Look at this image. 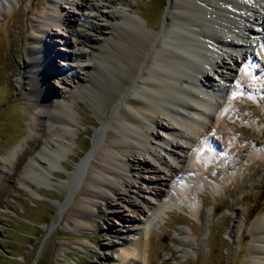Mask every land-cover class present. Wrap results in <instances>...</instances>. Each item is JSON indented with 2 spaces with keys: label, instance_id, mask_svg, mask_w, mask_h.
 Here are the masks:
<instances>
[{
  "label": "rangeland",
  "instance_id": "1",
  "mask_svg": "<svg viewBox=\"0 0 264 264\" xmlns=\"http://www.w3.org/2000/svg\"><path fill=\"white\" fill-rule=\"evenodd\" d=\"M2 2L0 264H120L118 253L132 248L141 236L148 240L149 264L247 263L254 243L252 226L257 219L264 218V156L251 159L253 142L260 145L259 149L264 155V65L246 64H252L250 67L258 70L256 82L250 83V90L235 86L230 94L221 91L226 102L214 112L219 113L223 120L228 115L230 119L223 124L225 136L216 133L213 136L223 150L213 146L197 150L185 145L179 137H174L176 142L182 144L176 148L182 157L188 154L195 157L196 172H191L190 180L186 177L175 179V183L179 184L176 189L171 188L174 191L171 199H158L151 193L152 187L170 189L165 185V178L174 176L170 175L172 171L169 166L176 165L167 150L157 148L163 160H168L169 166L158 164L155 156L147 152L144 155L148 161L136 162L137 166L134 167L132 156L124 151L126 155L122 152L120 156L129 166L130 174L137 175V179H130L136 186L123 185L119 177L111 178L118 190L127 193L125 197L120 198L108 191V200L92 197L89 202L82 188L90 162L80 166L83 172H77L78 165L86 158L97 136L99 125L94 126L97 123L96 113L83 99L74 102V108L81 115L76 117L73 131L79 135L67 140L68 145L61 146L63 151L45 150V135L30 131L34 128V110L26 96L31 88L27 82H18L21 75H26L25 69L28 68L29 37L34 28L32 20L41 9L50 7L49 2ZM169 2L113 0L105 9L112 14L134 16L140 21H143L142 15L150 26L159 29L164 23ZM63 6L66 11L71 13L75 9L79 14L76 5L63 1ZM54 27L57 30L63 28L59 25ZM255 27L261 31L259 25L255 24ZM54 38H59L57 46L70 47L59 33ZM252 41L256 43L254 39ZM46 44L43 46L46 49L44 55L58 66L48 75L54 77V85L61 88L59 80L63 73L71 75L69 68L78 60L58 54L53 56L58 49L51 51V46ZM86 44L78 45L79 49L97 52L91 49L92 44ZM47 49L50 54H47ZM232 51L238 65H233V70L229 72L238 74L243 65L241 50ZM61 52L67 51L63 49ZM220 53L232 65L229 55L224 51ZM208 71L215 87L227 84L213 69ZM181 84L185 86V83ZM64 87L71 98V86ZM169 126L172 127V124ZM151 127L154 134H150V140L153 144L171 138L162 126ZM17 145L20 146L18 154L10 158L9 151ZM234 146L244 149L239 150ZM133 154L141 156L140 152ZM35 157H40L42 162L31 164ZM179 163L190 169L188 161ZM155 167L160 171H154ZM26 168L32 173L28 178L24 176ZM142 176H146V179H142ZM149 176L154 179H148ZM140 185L144 187L143 191L137 188ZM171 185L176 186L173 182ZM79 200L88 201L87 206L95 213L90 219L81 218L79 221L74 218L73 210ZM109 201L114 205H109ZM149 201L156 208L153 211L149 209ZM106 255L109 258L106 259Z\"/></svg>",
  "mask_w": 264,
  "mask_h": 264
},
{
  "label": "bare ground",
  "instance_id": "2",
  "mask_svg": "<svg viewBox=\"0 0 264 264\" xmlns=\"http://www.w3.org/2000/svg\"><path fill=\"white\" fill-rule=\"evenodd\" d=\"M63 1L76 5L79 14L75 9L71 13L66 11L62 7ZM48 2L50 7L41 9L32 20L34 28L29 37L27 76L21 75L18 79L19 83L27 82L31 88L26 96L34 110V128L30 131L45 135V150L63 151L64 144L68 145L67 140L79 135L73 129L76 117L81 113L73 104L83 99L97 115L94 126L99 125L91 150L78 165L77 173H81L84 170H80V166L90 162L82 188L87 200L90 202L92 197L108 200V191L124 198L127 193L117 189L111 179L114 177H119L123 185L136 186L130 179H137V175L130 174L129 166L120 156L122 152L126 155L124 151L132 156L134 167L138 162L148 161L144 155L147 152L155 156L158 164L169 166L157 148L167 150L176 165L169 166L170 175L174 176L165 178V185L170 189L152 187L151 193L158 199H171L174 192L171 188L176 189L179 184L175 179L186 177L190 180L191 172L196 170L195 157L191 154L182 157L176 150L182 144L174 137L197 150L208 146L223 150L213 136L215 133L225 136L223 124L230 119L228 115L223 120L214 112L226 102L221 91L230 94L235 86L250 90V83L256 82L258 70L250 67L252 64H246L264 65V0H170L159 29L150 26L140 14L143 21L131 15L108 12L105 8L113 0ZM0 5H3L2 0ZM255 24L261 27V31ZM54 25L63 28L57 30ZM58 33L70 45L69 48L57 46L59 38L54 36ZM86 43L92 44L91 49L97 54L79 49L78 45ZM45 44L51 46V51L58 49L53 56L58 54L78 60L74 65L62 61L71 65V75L63 73L59 80L61 88L54 85V77L48 75L58 66L44 55ZM63 49L67 52L62 53ZM236 49L241 50L243 65L238 74H231L229 71L233 70V65H238L232 51ZM50 50L47 49V54L51 53ZM220 51L229 55L232 65ZM209 69L227 84L215 87ZM64 85L71 86V98ZM152 125L162 126L171 138L153 144L150 140ZM252 144L251 159L264 156L260 145L257 142ZM19 148L17 145L9 151L10 158L18 154ZM234 148L239 149L238 146ZM134 152H140L143 157L134 155ZM33 160L31 164L42 162L40 157ZM180 161H188L190 169L180 165ZM28 168L32 167L29 165ZM28 168L24 170L26 178L32 175ZM154 171L160 170L155 167ZM141 178L146 179V176ZM137 188L144 190L141 185ZM87 202L78 201L73 210L75 219L80 221L95 215ZM149 204V209H156L150 201ZM109 205L114 204L109 201ZM252 234L254 243L245 264H264V218L254 222ZM148 247V240L141 236L132 248L118 253L120 264H149Z\"/></svg>",
  "mask_w": 264,
  "mask_h": 264
}]
</instances>
